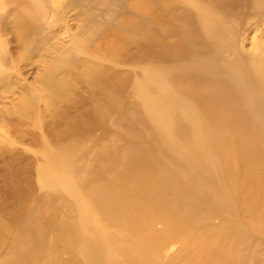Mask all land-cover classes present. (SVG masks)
<instances>
[{
    "label": "rangeland",
    "instance_id": "obj_1",
    "mask_svg": "<svg viewBox=\"0 0 264 264\" xmlns=\"http://www.w3.org/2000/svg\"><path fill=\"white\" fill-rule=\"evenodd\" d=\"M213 57L246 114L264 0H0V264H264V140L241 125L261 156L227 152L230 176L183 137L164 146L170 112L144 79L200 96L171 77Z\"/></svg>",
    "mask_w": 264,
    "mask_h": 264
},
{
    "label": "bare ground",
    "instance_id": "obj_2",
    "mask_svg": "<svg viewBox=\"0 0 264 264\" xmlns=\"http://www.w3.org/2000/svg\"><path fill=\"white\" fill-rule=\"evenodd\" d=\"M202 31L204 34H207V31H205L204 28ZM251 66L253 68V72H251L253 78L264 84L262 76L263 70L261 66L255 62H251ZM186 68H188V74L184 72V69ZM209 69L211 71H218L219 75L216 80L205 82L203 74ZM175 74L177 75L171 77L174 81L178 79H192V81L195 80L197 81L196 83L201 84V95H184L182 91L177 89V82H173L170 77L158 78L153 73L149 72L144 75V79H147V82L153 85V88L155 89L154 93L158 100L166 105L170 112L169 120L159 122L160 131L163 133H169L172 136L171 139L165 140L163 145L172 147L177 141H180V137H183L188 140L189 143L199 151V153H203L205 148L208 152H211L212 157L207 160L208 165H213V161H217L215 169L222 172V174H228L229 176L232 174H239V163L237 164L227 152L229 153L236 149L238 152H243L241 155L245 159L257 156L255 158L256 161L259 162L261 152L255 142L245 138V131H242L244 127L241 125L245 124V127L249 128L250 133L254 132L258 137L264 140V89L252 88L259 98L258 101L248 103L241 99L242 101L238 104L248 111L246 114H241L238 111V108L233 106L232 102L236 100L235 96L237 95L241 98V95L244 94L247 88L244 89L243 80L239 77L236 79L235 84L228 82L227 78L233 77V75L227 72L226 66L219 61L217 57H213V59L210 58L209 60L203 59L200 63L190 64L187 67L179 69ZM212 94L217 95L218 101L212 100ZM199 105L200 108L198 107ZM220 112L221 121L219 120L217 124L214 125L215 118ZM233 122H237L239 127L236 135L243 139L240 140L236 136L239 140L238 144L225 140L227 137H225L224 134H222V136L220 135L222 132L226 131L228 126ZM160 131L155 133L157 135L156 139L158 140L163 136V133ZM148 157L151 162L153 161L157 164L151 155ZM165 174L173 173L166 170ZM225 180L224 177V183ZM168 182L176 184L177 180L175 178H170V181L168 180ZM135 203L137 209H140L145 205L144 202L136 201L131 203L130 207L132 209ZM185 206L187 207L189 204ZM146 210H148V208H143V212ZM115 213L116 212H114L113 216L119 218L120 215ZM258 224L260 227L264 226V222H259Z\"/></svg>",
    "mask_w": 264,
    "mask_h": 264
}]
</instances>
